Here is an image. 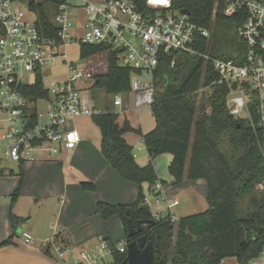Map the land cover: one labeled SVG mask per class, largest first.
<instances>
[{"label":"trees","instance_id":"1","mask_svg":"<svg viewBox=\"0 0 264 264\" xmlns=\"http://www.w3.org/2000/svg\"><path fill=\"white\" fill-rule=\"evenodd\" d=\"M21 1L36 15L38 33L47 39H57V30L50 21L56 0ZM134 1L142 4V0ZM224 1L172 0L173 9L184 10L192 23L211 32L210 39L198 38L196 49L200 52L208 49L217 59L231 58L235 51H242L237 29L244 17L242 14L224 17ZM106 50L104 46L83 44L79 47V58L102 55ZM130 75L129 69L118 65L117 52L109 50L107 71L94 79L91 89L108 96L126 94ZM215 80L211 64L202 59L170 53L160 60L154 72V102L150 107L155 126L141 136L149 158L144 167L137 165L131 147L122 138L133 131L124 113L103 112L92 117L101 134L100 152L108 166L139 188L132 204L98 202L95 212L105 221L118 216L127 244L145 236L155 256L166 255L164 264H220L227 258H235L237 264H250L264 248V188H259L264 181V126L260 123L257 101L252 97L248 103V118L236 119L226 108L228 91L224 86L214 85L200 96L190 97ZM20 93L30 103L48 99L40 76L33 86H21ZM35 117L33 106L28 111L29 125L35 123ZM164 153L172 156L168 172L175 183L205 181L208 205L205 212L176 222L170 215L153 218L141 186L147 184L148 191L155 194V186L164 185L152 166V160ZM21 185L20 177L10 196L11 204L17 200ZM81 188L94 191V186L88 183H82ZM10 222L14 230L19 219L10 214ZM138 226L141 231L129 236ZM170 241L177 251L171 261L167 258ZM10 242L11 237L2 245ZM124 259L125 254L111 253L112 264H121Z\"/></svg>","mask_w":264,"mask_h":264},{"label":"built area","instance_id":"2","mask_svg":"<svg viewBox=\"0 0 264 264\" xmlns=\"http://www.w3.org/2000/svg\"><path fill=\"white\" fill-rule=\"evenodd\" d=\"M80 13L82 21L78 20ZM240 14L244 19L237 37L242 51H235L231 58L217 59L208 49L205 52L196 49L198 38L210 39L211 32L173 9L172 0H142L141 5L134 0H56L50 21L57 30V39H47L38 33L36 15L25 2L0 0V124H4L0 147L4 149V157L25 163L75 149L79 133L68 129L66 124L77 117L103 113L93 106L87 91L96 77L106 73L109 50L117 52L120 67L131 71L129 91L112 95V104L119 112L129 107L124 104V96L131 99L135 109L151 107L154 72L162 58L176 53L210 63L216 76L207 88L190 94L191 98L214 85L224 86L228 91L229 114L244 119L248 118V103L254 97L264 126V0L224 1V17ZM75 44L104 46L107 50L102 55L79 58L81 65H77L67 53ZM174 63L172 59L171 66ZM58 65L64 68V78L54 82L45 79L43 71ZM39 76L48 99L30 103L20 93V87L33 86ZM39 103L46 105L45 111H40ZM33 106L35 123L29 125L28 111ZM145 203L149 205L146 200ZM153 218H161L159 210ZM22 239L28 245L33 244L28 233H22ZM40 247L64 264H104V258H111L113 251L125 255L127 252L124 240L111 243L100 239L95 247L83 249L70 259L71 250L61 239L48 238ZM250 264H264V248Z\"/></svg>","mask_w":264,"mask_h":264},{"label":"crops","instance_id":"3","mask_svg":"<svg viewBox=\"0 0 264 264\" xmlns=\"http://www.w3.org/2000/svg\"><path fill=\"white\" fill-rule=\"evenodd\" d=\"M57 67H62L64 71L62 65ZM44 78L49 80L50 76L44 75ZM88 96L96 109L114 113L104 99ZM109 97L112 99V95ZM123 101L129 107L122 113L133 131L125 133L122 138L131 147L137 165L144 167L149 158L141 136L154 128L155 120L150 108L135 109L126 96ZM116 113H119L118 109ZM66 127L77 130L80 141L74 150L62 152L59 156L53 154L38 157L32 162L16 163L4 157V149L0 147V264H64L51 252L45 254L46 249L40 247L42 241L52 237L61 239L70 248L69 259L81 250L96 245L100 239L111 243L123 239L121 219L112 216L102 220L95 212L96 204H132L136 200L138 186L123 180L108 166L100 152L101 134L92 117H77ZM171 160L172 156L164 153L152 160V166L157 179L164 183L163 186H155V193L160 192L167 206L176 202L167 207L166 214L176 222L180 218L205 212L208 208L207 191L202 179L175 183L168 172ZM20 177V194L11 204L10 196ZM82 183L92 184L94 191H84ZM141 188L150 207L147 196L151 193L147 184ZM259 188H264V181ZM158 210L160 217L166 216ZM10 214L19 219L14 230ZM22 233L31 235L32 245L24 243ZM10 237V244L2 245ZM220 264H237V261L227 258Z\"/></svg>","mask_w":264,"mask_h":264},{"label":"rangeland","instance_id":"4","mask_svg":"<svg viewBox=\"0 0 264 264\" xmlns=\"http://www.w3.org/2000/svg\"><path fill=\"white\" fill-rule=\"evenodd\" d=\"M21 7H22V9H24V5H21ZM78 16H79L78 20H82L83 14L80 13V14H78ZM71 34H74L75 36H79L80 32H71ZM67 53H68L69 59L74 64L81 65V61L79 59V47H78L77 44H75L74 46L70 47L67 50ZM43 74L46 75V76H50V79H49L50 82H54V81H56L58 79H62L64 77V71H63L62 67H57L54 70L46 69V70L43 71ZM87 94H90L91 96H93L95 98L99 97L100 99H104L105 100L104 102H106V105H109L110 110L113 111L114 113L117 112V109L115 107H112V104H111V100L112 99H111V97L106 96L100 90H98V89H90V90L87 91ZM38 106H39L40 111H45L46 105L44 103H39ZM244 115H246V114H244ZM1 118H2V116H1V113H0V119ZM0 126H1V129H0V134H1L4 131L3 128H2V127H4V124L1 123ZM262 152H263V155H264V143H263V146H262ZM147 199L150 202V207H148V209H149V211H150V213L152 215L155 214L158 211V209H160L163 212V214H165V215L167 214V203H166V201H164L162 195H159L158 197H153V194H149L147 196ZM172 211H175V209H172ZM96 245H93L92 247H95ZM111 262L112 261H111V258L109 256H106L104 258V264H110Z\"/></svg>","mask_w":264,"mask_h":264},{"label":"water","instance_id":"5","mask_svg":"<svg viewBox=\"0 0 264 264\" xmlns=\"http://www.w3.org/2000/svg\"><path fill=\"white\" fill-rule=\"evenodd\" d=\"M180 14L184 15L186 12L184 10L179 11ZM160 192H157L153 197H158ZM141 231V227L138 226L136 230H132L129 236H133ZM173 235L172 233L170 234ZM169 252L167 253V258L171 261L175 257L177 251L174 248L172 241L169 242ZM166 255L162 258L154 255L153 246L147 243L146 237L142 236L137 239V241L127 244V252L125 259L121 264H164Z\"/></svg>","mask_w":264,"mask_h":264},{"label":"flooded vegetation","instance_id":"6","mask_svg":"<svg viewBox=\"0 0 264 264\" xmlns=\"http://www.w3.org/2000/svg\"><path fill=\"white\" fill-rule=\"evenodd\" d=\"M169 250H170V248H169Z\"/></svg>","mask_w":264,"mask_h":264}]
</instances>
